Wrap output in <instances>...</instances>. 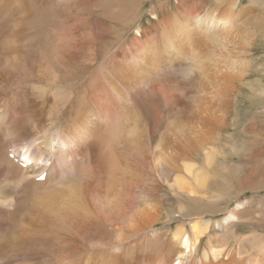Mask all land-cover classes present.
Masks as SVG:
<instances>
[{
	"label": "bare ground",
	"instance_id": "6f19581e",
	"mask_svg": "<svg viewBox=\"0 0 264 264\" xmlns=\"http://www.w3.org/2000/svg\"><path fill=\"white\" fill-rule=\"evenodd\" d=\"M0 264H264V0H0Z\"/></svg>",
	"mask_w": 264,
	"mask_h": 264
},
{
	"label": "rangeland",
	"instance_id": "374dc122",
	"mask_svg": "<svg viewBox=\"0 0 264 264\" xmlns=\"http://www.w3.org/2000/svg\"><path fill=\"white\" fill-rule=\"evenodd\" d=\"M250 194H251V192L248 191V192H247V195H250ZM246 230H249V228H246Z\"/></svg>",
	"mask_w": 264,
	"mask_h": 264
}]
</instances>
